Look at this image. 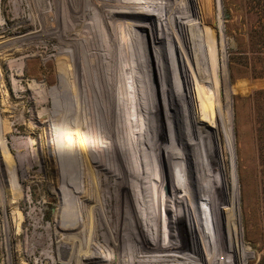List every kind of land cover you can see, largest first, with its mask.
Listing matches in <instances>:
<instances>
[{"label":"rangeland","instance_id":"374dc122","mask_svg":"<svg viewBox=\"0 0 264 264\" xmlns=\"http://www.w3.org/2000/svg\"><path fill=\"white\" fill-rule=\"evenodd\" d=\"M66 1L0 0V264H233L234 245L264 263V58L245 0ZM131 184L134 218L118 205ZM146 210L153 236L136 228Z\"/></svg>","mask_w":264,"mask_h":264},{"label":"bare ground","instance_id":"6f19581e","mask_svg":"<svg viewBox=\"0 0 264 264\" xmlns=\"http://www.w3.org/2000/svg\"><path fill=\"white\" fill-rule=\"evenodd\" d=\"M104 1V0H103ZM161 1V0H160ZM160 1H158V0H144V1H141V3H138V4H140V5H142V6H146L147 7V9L148 8H157V10L158 9H163L164 7H163V4H161V2ZM173 2V1H172ZM66 5H68L67 6V8H68V10L69 11H71V9H70V6H69V4H68V0L66 1ZM97 5V4H96ZM49 6V5H48ZM166 6V5H165ZM110 7H111V5H110ZM107 9V8H106ZM117 9H119V8H117ZM117 9H115V11H117ZM144 9V8H143ZM110 10V9H109ZM123 10V9H122ZM149 10H152V9H149ZM156 10V9H155ZM44 12V11H43ZM48 12H50V16H47L48 18H51V11H48ZM123 12V11H122ZM176 12H177V9H176ZM116 13V12H115ZM153 13L155 14V15H161V11H153ZM152 14V13H151ZM218 14H220V12L218 13ZM172 16H171V20H174L175 18H176V13H172L171 14ZM55 16V15H54ZM54 16H53V18H54ZM53 18H52V20H53ZM53 22V21H52ZM113 24V23H112ZM169 24V23H168ZM47 26V25H46ZM55 26V25H54ZM169 26V25H168ZM50 27H51V24H50ZM49 27V28H50ZM57 27V26H56ZM53 28V27H52ZM50 29V30H46L45 31V29L43 30H41V31H39V33L40 34H43V35H49V34H51L50 33V31L53 33L54 32V30L53 29ZM62 31H63V29H62ZM64 32H66V33H69V31H64ZM55 33V32H54ZM116 35H117V33H115ZM52 35V34H51ZM45 36V37H46ZM49 37L51 38V36L49 35ZM56 37H59V33L56 35ZM114 38H115V35L113 36ZM60 38V37H59ZM93 38V37H92ZM116 38L118 39V36H116ZM114 40V39H113ZM172 41V40H171ZM63 42V41H62ZM173 43V48L177 51V45H176V42L175 41H173L172 42ZM62 44V43H61ZM171 47V46H170ZM119 50V49H118ZM174 50V51H175ZM155 52V51H154ZM78 53V52H77ZM114 53H116L117 54V52L114 50ZM176 55V54H175ZM74 56H76V57H74ZM74 56L72 55L71 57H72V59L71 60H73L74 61V63L76 62L77 63V58H80L82 61H83V57L81 56V54H80V56H77V55H75L74 54ZM173 60V59H172ZM176 61L178 62V65H176L177 67H173L174 68V70H176V76L178 77V82H176V83H178V90L180 91V93L181 92H183V88H184V80H183V73L182 72H180L179 71V55H178V52H177V56H176ZM175 61V62H176ZM73 63V62H72ZM212 64H213V67L215 68V69H217V70H219L220 68H221V61H220V56L219 55H216V56H214L213 57V59H212ZM172 65V64H171ZM174 65V64H173ZM74 66V65H73ZM145 67H144V71L146 72L147 71V67H146V64L144 65ZM173 70V71H174ZM75 71V70H74ZM139 72V71H138ZM162 72V71H161ZM174 73H175V71H174ZM163 74V73H162ZM176 77V78H177ZM186 96L187 95H183V97H185L186 98ZM182 98V97H181ZM183 103H184V100H183ZM227 103V102H226ZM227 107H229L228 108V111L230 110V103L228 104V106ZM185 115V114H184ZM183 117V116H182ZM7 130V128H4V131H6ZM231 141L230 142H228V146H227V148H226V157H227V160H231L232 158H231ZM181 150V149H180ZM184 154V153H183ZM234 154V153H233ZM187 156V155H186ZM232 156H234V155H232ZM184 157V156H183ZM188 159V163H189V169H190V178H189V180L190 181H192V188L193 189H191V185H190V190H191V192H192V195L191 194H189L190 196H192L193 197V195H194V203H195V205L198 207V205L196 204V199H198L199 198V186H197V184H196V182H195V180H194V173H193V171H192V162H191V160L189 159V156L187 157ZM184 159V158H183ZM188 166V165H187ZM230 167H232V165H230V164H228L227 166H226V168H227V170H230ZM188 168V167H187ZM91 170V169H90ZM228 172V171H227ZM92 173V172H91ZM93 174V173H92ZM120 174H121V179H125L126 180V178H127V175L126 174H128V172H120ZM142 175V174H141ZM125 177V178H124ZM234 173H233V171H232V175L230 174V176H229V185H230V188H229V193H230V195H231V199H234L233 197H234V191H235V184H234ZM92 178H94V177H92ZM188 178V177H187ZM231 178H232V184H231ZM93 181V180H92ZM159 180H158V176L156 175V173H152V190L154 191V189H155V196H157V197H159L158 196V191H159V187L157 186V183L156 182H158ZM156 183V184H155ZM131 186H133L132 184L130 185V190L128 191H126V189H127V187H126V189H124V187H123V189H122V194H121V196H120V199H119V201H118V205H120V207H122V208H125V206L128 208V211H129V213H130V215H131V213H132V218H134L135 217V215L137 214V213H139V209H138V207L140 206H138V207H136V200H134V194L131 192ZM157 186V187H156ZM120 187H121V185H120ZM187 187V186H186ZM135 188V187H134ZM133 191H135V189L133 190ZM196 192H197V194H196ZM189 193V192H188ZM133 195V196H132ZM139 196V195H138ZM136 197V196H135ZM196 197H198V198H196ZM101 198H102V196H101ZM100 198V199H101ZM137 198H139V197H137ZM191 198V197H190ZM196 198V199H195ZM108 199V198H107ZM154 199H156V202H159L160 204H161V201H159L157 198H155L154 197ZM201 199H202V197L200 196V201H201ZM141 200V199H140ZM174 200H176V202H177V199H174ZM148 199H147V196H146V198H145V202H146V206L147 207H149L148 205ZM199 201V202H200ZM98 202H99V199H98ZM107 202H109V201H107ZM138 202V201H137ZM144 202V203H145ZM139 203L140 204H142L140 201H139ZM100 206V205H99ZM145 206V205H144ZM144 206H143V208H144ZM97 207V206H96ZM95 207V208H96ZM162 207H163V204H162ZM100 211L102 212V216H104L103 215V207H101L100 206ZM142 208V209H143ZM121 209V208H120ZM126 209V208H125ZM146 209V208H145ZM97 210V209H96ZM98 211V210H97ZM123 211V210H122ZM121 211V212H122ZM93 212V211H92ZM124 212V211H123ZM202 212V211H201ZM128 213V212H127ZM140 214V213H139ZM141 214H142V212H141ZM145 214H147L146 216H147V218H149L150 219V216L152 215H150L149 213H147V210H146V212H145ZM202 214V213H201ZM199 216V223L200 224H203V216L201 217V215H198ZM106 216H104V222H107L108 220H106V218H105ZM138 217V216H137ZM147 218H145L144 220L143 219H141V218H139V219H134L135 220V222L137 223V225H136V228L138 229V232H140V230H141V232H143V233H146L147 234V231L149 232V234L151 235V236H153V233H151V230H152V221H151V219H150V223H148L147 222ZM203 218V219H202ZM102 219H103V217H102ZM148 219V220H149ZM123 220V219H122ZM113 221V220H112ZM195 224V223H194ZM135 226V225H134ZM202 227V226H201ZM154 228V227H153ZM106 229H108V228H106ZM126 232V229H123L120 225H119V231H117V233H113V231L112 230H110V233L109 234H111L112 235V237L113 236H115L114 234H116V235H118V236H122L124 233ZM129 232V231H128ZM126 234V233H125ZM140 234V233H139ZM147 236L148 235H146L145 237H146V239H147ZM148 240V239H147ZM111 242H113V241H111ZM232 243H233V241H231ZM150 245H152V248H154V246H155V244H150ZM234 245V244H233ZM121 246V245H120ZM149 244H147V248L149 249ZM235 251H231V253L233 252V259H234V261H233V259H232V261H233V264H241V258L239 257V263H238V258H237V256H236V254L238 253V251H239V249L237 248V246L236 245H234V246H231ZM231 248V249H232ZM243 249V248H242ZM151 252V251H150ZM159 256V255H158ZM124 257V256H123ZM213 259V261L215 260L214 259V257L212 258ZM100 262V261H99ZM214 262H216V261H214ZM125 264H127V261H126V263ZM139 264H147V263H143V261H139ZM215 264V263H214Z\"/></svg>","mask_w":264,"mask_h":264},{"label":"trees","instance_id":"16d2710c","mask_svg":"<svg viewBox=\"0 0 264 264\" xmlns=\"http://www.w3.org/2000/svg\"><path fill=\"white\" fill-rule=\"evenodd\" d=\"M245 5L247 10L254 13L256 16L254 23L250 27L249 37L253 47L255 48L254 52L259 54L257 57L258 62H262V59L264 58V0H245ZM263 67L264 65L261 66V68ZM256 77H264V72H262V74L256 75ZM253 95L256 106H258L256 114V130L260 149L259 164L263 170L261 195L264 204V88L254 91ZM262 236L264 245V233ZM262 264L264 263L262 262Z\"/></svg>","mask_w":264,"mask_h":264}]
</instances>
